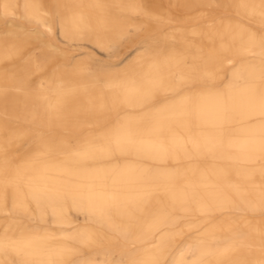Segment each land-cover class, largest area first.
I'll list each match as a JSON object with an SVG mask.
<instances>
[{
	"label": "bare ground",
	"instance_id": "6f19581e",
	"mask_svg": "<svg viewBox=\"0 0 264 264\" xmlns=\"http://www.w3.org/2000/svg\"><path fill=\"white\" fill-rule=\"evenodd\" d=\"M105 2L106 0H80L75 7L74 4H68L70 6L62 10L63 16L58 18L62 36L72 40H81L85 36L108 54L109 48L116 47V36L125 34L129 24L114 17L106 9ZM43 4V0H27L24 3L26 11L23 17L31 24L49 28L45 24L46 12L42 9ZM192 4H207V0H193ZM225 4L229 10L243 17V20L256 23L257 27H247L240 21L232 20L216 24L208 21L206 26L180 33L174 48H156L138 54L132 52L134 54L126 57L128 59L125 58V65L121 68L104 70L99 75L103 80L101 87H93L91 91H87L82 85L83 81L77 82L76 79L79 81L84 77L83 70L77 69V75L69 85L72 87L70 92L78 91L81 94L79 98L66 99V92L61 90L62 86H52V90L48 92L30 93L29 96L37 104L38 110L31 115L24 112L21 105L26 97L22 90L28 87L25 78L0 70V113L10 116H37L44 119L45 123L52 124L58 123L55 119L63 121L67 118L73 119L71 122H78L88 117L106 118L126 107L140 108V112L129 117V123L124 127L126 129H122L116 138H112L113 143L97 144L94 148L133 150L135 144L141 143L145 146L139 147V150H142L146 158L159 161L188 158L194 162L189 170L166 175L163 184H148L144 192L147 197L160 196L178 210L196 212L201 210L200 207L189 206V200L193 194L198 193L217 212L223 210L220 208L223 203H229V208L263 212L264 87L261 90L245 89L240 81L264 79V73L242 66L247 59L252 58L264 68V0H225ZM12 7L11 0H3L0 17L16 15L17 12ZM19 28L20 34L28 37L23 26ZM258 28H262L259 33ZM35 32L34 39L42 36L39 27L35 28ZM15 33L17 32L12 29L8 31L9 35ZM162 44L169 45L166 42L158 45ZM9 45V41L0 40V54L7 53ZM49 45L47 44L48 47ZM256 46H260L259 54H256ZM41 64H38L40 69H44V63ZM236 65L240 70L231 75L232 81L223 90L210 89L206 94L197 95L190 88H186L203 78L217 79L219 76L216 72L221 67ZM62 73L61 67L55 66L53 72L47 76L49 84L61 82ZM174 86L185 90L184 96L177 100L170 98L171 94L178 91ZM105 90L110 91L109 95L104 94ZM158 99L167 102L162 109L156 108L154 104ZM109 129L106 128L105 132ZM106 140L101 137L96 143ZM51 149L45 147L33 158L44 159L51 156ZM43 162L41 165L45 166L42 168L35 161L28 162L29 167L26 166L27 163H22L20 171L15 173L19 182L27 178L37 191L40 187L38 178L50 179L53 175L56 177L55 186L48 190L42 198L43 201L38 196L33 197L31 205L34 212L44 215L46 210H50L61 220L64 199L79 198L77 206L83 212L91 214L94 222L105 223L104 228L112 229L117 215L126 212L122 209L126 205L136 204L138 197L133 193V184L138 176L135 177L129 171L116 174L109 180V170L96 168L94 172H79L70 181L66 178L64 168L69 162L67 156L60 154L55 160ZM9 178L0 177V213L8 211L4 192L10 188L9 181L13 176ZM86 179L93 180L87 183L84 182ZM119 187L122 190H118ZM18 198L13 213H26L27 209L31 210L24 195H19ZM162 207L163 205L160 206ZM161 224L160 219L147 221L145 237L135 234L133 227L129 235L126 231L120 234L121 238L129 237L133 245L143 243L140 260L136 264H158L167 257L165 245L168 233H161L153 243L149 241L153 231ZM233 224L224 215L218 220H212L201 239L221 238L233 228ZM244 226L249 232L247 238H229L215 250L200 247L195 260L191 262L185 261L181 253L177 254L173 264H264V222H248ZM5 235L6 239L0 240L4 245L2 247L11 246L13 249L10 251L23 253L20 264H51L62 260L65 251L63 249L40 254L43 246L41 235L25 236L27 240L24 245L29 250L22 248L21 237L14 239L8 231ZM71 239L81 242L77 235H72ZM98 253L101 256L100 261L90 260L81 264H107L103 252ZM5 262L7 263L0 257V263ZM125 264H129L128 260Z\"/></svg>",
	"mask_w": 264,
	"mask_h": 264
},
{
	"label": "rangeland",
	"instance_id": "374dc122",
	"mask_svg": "<svg viewBox=\"0 0 264 264\" xmlns=\"http://www.w3.org/2000/svg\"><path fill=\"white\" fill-rule=\"evenodd\" d=\"M2 1L0 0V10ZM26 1L11 0L12 9L17 14L0 17V40L10 42L7 53L0 54V70L25 78L28 87L22 90V93H26V97L21 105L24 112L30 115L38 111L37 104L29 96L30 93L48 92L52 90V86H62L61 90L66 92V99L79 98L81 94L78 91L70 92L72 87L69 85L77 75L75 73L77 69H82L84 72L82 80L76 79L77 82L83 81L82 85L87 91H91L93 87L97 89L101 87L103 80L99 75L104 70L121 68L128 59L126 57L134 53H146L156 48H174L177 46L180 33L191 32L206 26L208 21L216 24L220 21L232 20L240 21L247 27H257L256 23H249L231 9L229 10L225 0H207V4L203 5H193V0H106V9L114 17L121 18L129 24L128 31L123 35H117L114 39L116 47L109 48V53L106 54L103 48L92 44L91 39L85 36L81 40H72L61 34L58 18L63 16L62 10L67 9L71 4H74V7L77 6L80 0H43L42 9L46 12L45 24H48L49 28L31 24L24 19ZM56 8L60 13L55 12ZM47 11H50L49 14ZM161 21L166 23L163 24ZM162 24L163 27H161ZM20 26H23L25 35L28 37L20 34ZM36 27L42 31V36L38 39H34ZM262 28H258L257 33L261 32ZM10 29L17 33L9 35ZM161 42L169 45H158ZM47 44L51 46L48 47ZM255 51L259 54L260 46H256ZM41 62L44 63V69H40ZM55 66L61 67L63 80L50 85L47 76L53 72ZM242 66L264 73V68L252 58L247 59ZM239 68L237 65L221 67L216 72L219 78L213 80L203 78L186 88H190L197 95L206 94L210 89L223 90L225 85L232 81L231 75L237 73ZM240 83L245 89L261 90L264 87V79L257 81L248 79ZM174 88H178L177 94H171L170 98L177 100L184 96L183 88L179 89L178 86ZM109 92L105 90L104 94L109 95ZM154 104L156 108L162 109L167 102L158 99ZM141 110L126 107L106 118L88 117L78 122H71L73 119L67 118L63 121L55 119L58 123L52 124L45 123L44 119L37 116L20 114L10 116L0 113V177L13 176L9 181L10 188L4 192L5 207L8 211L0 213V240L6 239L7 231L11 232L10 237L14 239L21 237L22 248L29 250L30 248L24 245L27 240L25 236L27 234L41 235L43 238L41 255H45L49 250H65L62 260L51 262V264H81L90 260L98 262L101 259L98 253L100 251L107 258V264H125L127 260L129 264H136L140 260V248L143 243L133 245L129 237L121 238L120 234L126 231L129 235L133 227L135 234L145 237L147 221L160 219L162 224L153 231L149 241L153 243L161 233H168L165 245L167 257L158 264H173L177 254L181 253L185 261L191 262L195 260L200 247L215 250L229 238L230 240H239L242 237L245 239L249 232L244 223L264 222V210L258 213L249 212L229 208V203H223L220 207L223 210L217 212L215 207H211L207 200L203 201L198 193L193 194L189 200V206L200 207L201 210L196 212L178 210L172 203L167 202L166 198H160V196L150 198L144 194L148 184H163L166 175L191 169L194 163L191 159L172 161L149 159L142 150H139V147L145 146L141 143L135 144L133 150L115 147L94 148L100 144L113 143L112 138H116L122 129H126L124 127L129 123V117ZM108 127L109 131L105 132ZM101 137L107 140L96 143ZM45 147L52 148V155L44 159L42 157L34 159L37 152ZM57 149L60 150L57 151ZM60 154L69 158L64 168L67 173L66 178L70 181L77 173L94 172L96 168L109 170V180H112L111 177L114 175L127 171L135 177L138 176V180L133 184V193L138 197L135 200L136 204L126 205L122 209L126 212L117 215L114 228H104L105 223L94 222L91 214H86L77 206L79 198L64 199L63 220L57 219L55 213L50 210H46L44 215L33 211L31 205L33 197L38 196L42 200L48 190L55 186L56 177L53 175L50 179L38 178L37 183L40 187L37 191L27 178L19 182L15 173L20 171L22 163H27L26 166L29 167L28 162L35 161L40 164L39 168H42L45 166L41 165L43 161L55 160ZM92 180L86 179L84 182L90 183ZM118 190H122V187ZM19 195H24L32 212L29 209L26 213L12 212L19 200ZM161 205H163L162 208H160ZM223 215L234 223L233 228L226 233L228 235L219 237L221 241L219 238L202 240L209 223L220 219ZM72 235H77L81 242L73 241ZM2 246L4 245L0 243V257L7 261L3 264H20L23 253L10 251L13 249L11 246L9 248Z\"/></svg>",
	"mask_w": 264,
	"mask_h": 264
}]
</instances>
